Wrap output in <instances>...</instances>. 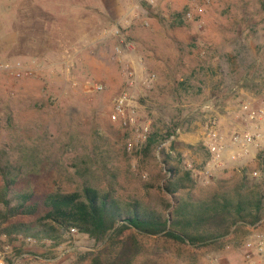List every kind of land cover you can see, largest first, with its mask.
Wrapping results in <instances>:
<instances>
[{
  "label": "rangeland",
  "instance_id": "rangeland-1",
  "mask_svg": "<svg viewBox=\"0 0 264 264\" xmlns=\"http://www.w3.org/2000/svg\"><path fill=\"white\" fill-rule=\"evenodd\" d=\"M116 23L134 49L119 53V39L104 35ZM18 64L29 73L17 77ZM130 71L137 114L158 138L148 151V138L137 141L130 127L110 116ZM97 83L104 88L96 90ZM262 99L264 0H0V186L9 169L15 186L35 190L37 198L90 185L167 212L170 197L161 190L167 159L179 175L190 172L195 196L233 191L257 162L195 175L211 156L203 130L213 117L226 132L243 127L241 104ZM207 104L214 110L203 111ZM174 127L180 133L169 144ZM245 229L215 248L125 235L144 247L132 264H239ZM59 240H38L40 251L22 247L32 253L18 258L93 264L101 256L103 264H121L104 261L103 240L68 232ZM18 244L0 237L5 264L20 255L12 249Z\"/></svg>",
  "mask_w": 264,
  "mask_h": 264
},
{
  "label": "trees",
  "instance_id": "trees-1",
  "mask_svg": "<svg viewBox=\"0 0 264 264\" xmlns=\"http://www.w3.org/2000/svg\"><path fill=\"white\" fill-rule=\"evenodd\" d=\"M125 35L133 40L128 33ZM176 129L168 133L167 139ZM147 138L148 151L158 138L151 130ZM260 157L264 158V154ZM165 161L169 175L161 190L170 197L167 212L138 198L121 200L110 190L101 191L90 185L74 191H45L37 198L35 190L15 186L17 178L4 169L0 186V237L49 239L59 244L66 232L76 228L80 234L105 241L102 253L106 263L132 264L144 247L137 240L131 241L125 235L127 231L163 237L175 244L215 248L223 247L232 235L264 220L263 182L244 173L233 191L195 196L189 192L194 187L190 172L179 175L169 160ZM23 216L32 219L15 220ZM93 264H103L102 257L95 256Z\"/></svg>",
  "mask_w": 264,
  "mask_h": 264
},
{
  "label": "built area",
  "instance_id": "built-area-1",
  "mask_svg": "<svg viewBox=\"0 0 264 264\" xmlns=\"http://www.w3.org/2000/svg\"><path fill=\"white\" fill-rule=\"evenodd\" d=\"M149 3H156V0H146ZM196 13H202L203 7H196ZM122 25L119 23L105 27L104 35L115 36L119 39L117 51L134 49V41L128 40L125 33L122 31ZM10 67L9 64H7ZM16 76L22 77L25 73L22 67L18 64L16 67ZM155 77V74L152 75ZM135 76L132 71L129 72L128 83L125 89L122 90L113 99V108L110 114L113 121H120L124 125L131 128L135 139L143 141L148 137L151 126L147 122H142L137 114L134 100L135 93ZM96 90H102L104 85L101 83L95 84ZM203 111H213V105H204L201 107ZM241 114L239 117L243 121V127L235 128L231 132H226L222 129L215 117L211 118L204 127L202 142L209 150L211 156L209 162L201 169H195V175L213 176L218 170L228 167H236L246 169L250 162H257V166L248 171L250 178L258 182H264V99L260 102L244 101L241 104ZM180 133L179 128L172 134L168 143L171 144L177 139ZM71 233H78L76 228L71 229ZM29 243H37L38 240L32 237L25 238ZM247 249L245 260L247 264H261L258 259L264 260V231L258 230L254 232L245 242ZM62 251L60 255H63ZM0 259H3L2 257Z\"/></svg>",
  "mask_w": 264,
  "mask_h": 264
},
{
  "label": "crops",
  "instance_id": "crops-1",
  "mask_svg": "<svg viewBox=\"0 0 264 264\" xmlns=\"http://www.w3.org/2000/svg\"><path fill=\"white\" fill-rule=\"evenodd\" d=\"M248 229H250L249 231H247L246 232V235H247V237L245 238V240H244V242H243V244H242V258H241V260H239L238 262H239V264H247V262H246V260H245V253H246V251H247V249H246V247H245V242L248 240V238L254 233V232H256V231H258V230H264V220L258 225V226H256V227H250V228H248ZM246 230V229H245ZM235 235V234H234ZM230 238V237H229ZM13 240L14 241H16V242H19V246L18 245H16V246H14L12 249H15V250H20V252H21V248L23 247L24 249H33V250H37V251H40V250H38V249H36L37 247H36V245H37V243H29V242H27L26 241V239L25 238H23L22 236H19V237H15V238H13ZM8 247H10L9 245H8ZM30 253H32V252H30V251H22L21 253H20V255L18 256H16V257H14L13 259H12V262H10V264H31V263H28L27 262V259L25 258V257H28V255H30ZM21 256H25L24 257V259H19L18 257H21ZM0 258H1V254H0ZM44 260H46V261H48V259H46V258H43ZM259 260V262L261 263V264H264V260H261V259H258ZM48 263V262H47ZM0 264H5V262H4V260L3 259H0ZM9 264V263H8ZM228 264H236V261L235 260H233V259H231L230 261H229V263Z\"/></svg>",
  "mask_w": 264,
  "mask_h": 264
}]
</instances>
